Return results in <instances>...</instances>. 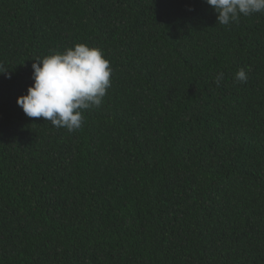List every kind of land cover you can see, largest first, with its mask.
<instances>
[{
  "label": "trees",
  "instance_id": "16d2710c",
  "mask_svg": "<svg viewBox=\"0 0 264 264\" xmlns=\"http://www.w3.org/2000/svg\"><path fill=\"white\" fill-rule=\"evenodd\" d=\"M78 43L111 87L69 133L16 99ZM0 66V264H264V13L0 0Z\"/></svg>",
  "mask_w": 264,
  "mask_h": 264
},
{
  "label": "clouds",
  "instance_id": "9594fccd",
  "mask_svg": "<svg viewBox=\"0 0 264 264\" xmlns=\"http://www.w3.org/2000/svg\"><path fill=\"white\" fill-rule=\"evenodd\" d=\"M216 14V24L229 26L240 18L264 13V0H205ZM33 83L26 94L18 96L17 105L26 117L43 118L69 133L80 129L84 111L99 108L111 87L112 69L101 49L75 44L63 52L37 58L31 64ZM0 73H5L0 66ZM223 72L214 78L219 84ZM248 75L241 69L235 81L246 83Z\"/></svg>",
  "mask_w": 264,
  "mask_h": 264
}]
</instances>
